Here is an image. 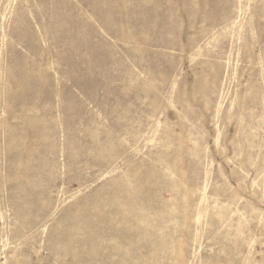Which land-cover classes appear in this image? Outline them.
I'll use <instances>...</instances> for the list:
<instances>
[{
	"label": "rangeland",
	"instance_id": "rangeland-1",
	"mask_svg": "<svg viewBox=\"0 0 264 264\" xmlns=\"http://www.w3.org/2000/svg\"><path fill=\"white\" fill-rule=\"evenodd\" d=\"M0 264H264V0H0Z\"/></svg>",
	"mask_w": 264,
	"mask_h": 264
}]
</instances>
